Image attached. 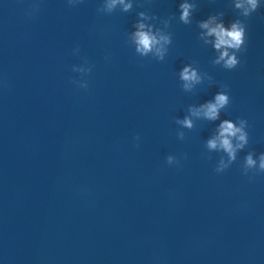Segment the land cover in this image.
Here are the masks:
<instances>
[{
	"label": "clouds",
	"instance_id": "9594fccd",
	"mask_svg": "<svg viewBox=\"0 0 264 264\" xmlns=\"http://www.w3.org/2000/svg\"><path fill=\"white\" fill-rule=\"evenodd\" d=\"M69 6L74 7L79 3H82L83 0H67ZM123 6V11L128 12L132 9L131 3H126L125 0H104V3L98 11L105 13H112L117 5ZM38 5L32 6V11H38ZM197 7L195 3H188L187 0L179 5L180 8V21L185 25L190 24V17L193 10ZM260 7V0H236L234 8L238 10L240 16L249 17L252 13L257 11ZM224 12H219L215 15H210L208 19L200 21L199 27L201 29H206V35L209 37H214L213 47L219 51V58L214 62L215 64H220L221 61L224 62V68L228 70L235 69L239 64L240 60L237 57V53L241 52L245 48L246 44V25L240 20L236 19L229 22V27H225ZM139 16L141 19H148L144 12H140ZM218 17L221 19L217 22ZM137 31L134 33V40L137 45V52L141 56H147L149 53H154L158 60L163 61L164 55L166 52L165 45L171 42L170 36L164 34H154L150 26L145 25L144 23H137L135 25ZM233 50L230 54L229 50ZM180 79L184 82L183 89L189 90L192 88L194 83L201 82V76L198 75L196 69L186 66L180 72ZM88 85H84L83 88L87 89ZM229 95L225 92H219L215 95L214 102H207L199 109H190L192 116H203L207 120H216L219 117V111L222 108H225L229 105ZM177 123L191 129L193 127L192 120L189 117H185L183 120H178ZM236 123H233L231 120H224L221 122L218 135L213 139L207 141V148L210 150L222 149L227 153L229 158V163L235 161L236 153L238 149L245 148L249 143L248 132L246 128L248 127V122L245 119H238ZM180 139H183L184 134L182 132L177 133ZM136 140H139L140 137L137 135ZM235 141V143H234ZM138 146V145H137ZM173 160L172 156L167 158L168 163H171ZM257 162L253 159V153H249L245 157L244 167L245 168H254L256 167ZM228 164H224L221 160V166L217 167L215 171L217 173L223 172L228 168ZM258 173H264V153H261L259 156V166ZM245 175H247L245 173ZM250 181L252 177H249Z\"/></svg>",
	"mask_w": 264,
	"mask_h": 264
}]
</instances>
